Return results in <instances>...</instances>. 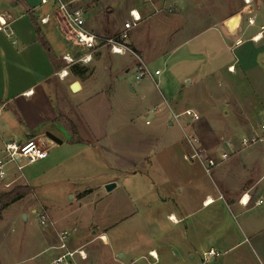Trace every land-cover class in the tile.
Segmentation results:
<instances>
[{
  "label": "rangeland",
  "instance_id": "1",
  "mask_svg": "<svg viewBox=\"0 0 264 264\" xmlns=\"http://www.w3.org/2000/svg\"><path fill=\"white\" fill-rule=\"evenodd\" d=\"M83 5L87 30L103 40L113 38L122 31L131 9L141 11L143 21L130 34L129 47L136 58L139 50L147 51L150 59L162 55L151 62L149 68L152 74L155 68L163 72L158 87L149 77L144 80L149 82V89L155 88L173 106L176 105V112L192 109L198 111L202 124L209 123L212 130H194L201 137L207 153L221 150V138L235 142L242 139L243 130L239 127L227 129L223 112L229 111L232 105H238L243 110V103L256 112L264 107V65H257L258 57L250 52L248 54L249 44L232 52H223L217 45L215 56L211 55V50H203L201 55L193 56L184 48L169 61H166L164 53L181 41L178 34L181 28L186 31L181 36L187 37L217 21L234 16L242 19V12L244 24H250V19H254L255 23L258 17V24L264 27V0H250L249 4L244 0H84ZM52 6V3L45 5L38 13H51ZM260 31L263 32L262 29ZM216 34L213 30L196 39L192 46L202 44L208 37H216ZM50 37L58 40L65 48L63 51H67L59 33L55 31ZM107 53L115 56L110 47L100 45L93 59ZM123 60L130 58L123 57ZM201 60L213 61L216 68V73L210 79L215 82L212 94L193 82L195 74L206 75L208 72L205 66L200 68L198 61ZM235 60L239 64L237 72L230 74L227 64ZM92 62L87 66L80 65V68H87L79 76L85 82L96 79ZM166 67H169V71ZM69 75H73L71 71ZM176 78L182 82L181 86L177 85ZM124 79L127 90L133 92L134 69ZM165 80L176 86L169 94L163 84ZM137 93L140 94L139 91ZM221 97L232 105L220 103ZM144 109L150 110L143 116H137L136 134L132 136L134 140L131 143L136 148L133 155L138 157L137 153L147 150L148 155L153 156L152 160L159 162V158H166L175 150H170L171 146L175 147V142L183 152L180 156H187L189 149L183 141L182 130L177 127L166 130V123L162 126L157 124L151 106L147 104ZM134 115L135 112L132 113ZM146 120L152 124L146 125ZM181 120L186 133H189L191 128L188 123L191 119L184 116ZM227 122L231 124L229 119ZM70 127L77 128L73 122ZM72 132H76L78 137L75 139H79V130ZM152 132L156 135H151ZM43 139L48 142L46 136ZM77 145L54 146L47 160L25 166L8 188L5 183L9 177L4 182L0 180V194L17 189L25 194L23 199L0 211V264L51 263L57 255V250L51 247L56 244L57 233L62 230L71 232L72 245H84L90 256L86 264H261L253 247L254 240H251L252 244L240 241L245 239L241 229L243 220L259 214L262 209L243 215L229 201L228 205L219 201L208 208L195 210L186 221L173 225L166 219L168 212L164 209L166 203H163L165 191L148 163L120 167L124 171L118 174L105 161L111 163V154L101 157L97 149L81 151ZM9 170L15 173L12 165L7 167V174ZM114 176L118 177L119 186L107 192L104 182ZM27 178L30 179L29 183L24 180ZM210 179L216 182L214 174ZM43 213L49 218L46 225L41 223ZM102 232L106 233L109 244L99 238ZM220 237L224 238L223 242H220ZM209 248L218 251L217 258L204 256L203 253L208 252ZM150 250H155L157 262Z\"/></svg>",
  "mask_w": 264,
  "mask_h": 264
},
{
  "label": "crops",
  "instance_id": "2",
  "mask_svg": "<svg viewBox=\"0 0 264 264\" xmlns=\"http://www.w3.org/2000/svg\"><path fill=\"white\" fill-rule=\"evenodd\" d=\"M43 6L45 5L41 4V0H0V16L11 22L14 39L17 42L14 44L12 39L0 33V158L5 143L22 144L31 138H36L49 148L48 157L37 163L47 160L54 146L61 148L67 144L77 145V143L78 150L81 151L93 148L101 153V157L111 154L113 157L111 163L105 161L115 168L118 174L124 171L120 167L143 166L144 163H148L150 169H153L152 171L160 180L159 183L166 194V199L163 201L166 203L164 209L168 212L166 219L172 216L178 222L172 223L168 220L173 225L186 221L196 212L195 210L208 208L219 201H223L227 205L229 201L243 215L262 209L259 214H255V216L251 214V218L243 220L241 229L245 239H242L240 243L247 241L252 244L251 240L253 239V247L260 263L264 264V145L241 149L239 142L230 139L233 142V148L229 150V152L232 151L230 159L213 171L212 175L214 174L216 180L214 182L210 179L212 176L205 172L202 165L190 158L191 149L186 140L187 135H197L194 130H212L209 123L202 124L200 119L198 121L191 119L188 123L191 130L186 133L185 124L181 120V117L184 116H180L178 119L174 118L175 115L182 112H176L177 106H173L171 101H167L160 91H156L155 88L149 89L150 84L145 82V78L141 81L134 79L133 92L126 88L124 76L129 74L132 69L136 75L143 65L151 72L149 65L162 55L150 59L148 58L149 53L145 50H139L137 58L134 53H127L123 56L107 53L108 55L104 56L103 54L100 58L96 56L92 60L96 74V79L93 81L85 82L76 75L60 79L57 73L65 66L62 56L70 52L71 48L58 31L54 18L47 24L40 22L42 18L51 14L41 15L38 13V10ZM241 14L242 19L235 29H231L227 25V21L231 17L214 22L202 31H196L187 37L181 36L186 33L185 29L181 28L178 32L181 41L173 45L169 49L170 51L164 53L166 61H169L173 55L178 54L184 48L193 56L201 55L200 52L203 50H211L209 52L215 56L218 52L217 45L223 52H232L243 49L249 44L248 54L250 52L258 57L257 65L258 63L264 65V36L258 42L251 40V37L261 32L263 25L258 24V17L255 18L253 25L247 22L244 24L243 12ZM213 30L217 33L216 37L210 36L212 38L208 37L202 44L192 46L196 39L213 32ZM55 31L64 41L67 47L66 52L63 51L65 48H62L58 40L50 37ZM261 33L264 35V31ZM117 56L122 59H118ZM123 57H129L130 60L125 61ZM237 62L238 60H235L233 63L227 64V69L231 66L234 68V71L228 70L230 74L237 72L239 65ZM198 64L200 68L205 66L208 72L206 75L195 74L193 82L202 85L205 92L208 91L212 94L215 91V82L213 83L210 79L216 73V68L213 67L214 62L201 60L198 61ZM166 68L169 71V67ZM200 68L198 70H201ZM156 71H160V74L153 73L149 79L158 87L163 72L158 68H155L154 72ZM176 80L177 85L181 86L180 79L176 78ZM165 81L163 84L169 94L176 86ZM75 84L79 85L78 91L72 89ZM220 103L232 105L224 97H221ZM147 104L151 106V111L155 112L159 126L166 123L165 129L168 131L174 127L182 130L183 141L189 149L187 156L185 154L180 156L183 152L180 145L175 142L173 144L175 147H172L171 144L168 146H171L170 150L173 148L175 150L166 158H159V162L152 160L153 156L148 155L147 150L137 153L138 157L133 155L136 148L131 143L134 140L132 136L136 134L137 116L139 114L143 116L149 112L150 109L148 111L144 109ZM133 112H135L134 116H132ZM195 112L198 114V111ZM223 113L226 115H223V118L226 119L227 129L239 127L240 130H243V136L252 134L262 121L261 110L256 112L254 108L249 109L244 103L243 110L238 105H232L229 111L226 110ZM73 117L75 118L73 119ZM227 119L230 120V125H228ZM72 122L76 124L77 128L70 127ZM145 123L146 125L152 124L149 120H146ZM72 130H79V139H75L78 135ZM150 134L156 135L155 132ZM43 136H46L48 142L43 139ZM220 148L228 150L224 143ZM197 166L201 167L200 172ZM12 167L15 173L11 170L8 171V183H14L18 174L16 168L13 165ZM24 180L27 183L30 182L29 178ZM207 181L209 182L207 183ZM112 182H115L117 187L119 186L120 181L116 176L110 180L107 179L104 184ZM242 197H244V201L250 199L248 205L243 206L239 203ZM209 200H212L211 204L204 205V202ZM261 200L262 204H258ZM101 234L106 237L107 243L105 244H109L106 233L102 232ZM223 241L224 238L220 237V242ZM70 246L77 248L84 245L70 243ZM215 251L217 255L209 257L210 259L217 258L218 251ZM151 252H155V250H150L149 253L151 254ZM206 253H203L204 256H207ZM154 259L155 262L158 261V257ZM205 260L206 258H204V262H206Z\"/></svg>",
  "mask_w": 264,
  "mask_h": 264
},
{
  "label": "built area",
  "instance_id": "3",
  "mask_svg": "<svg viewBox=\"0 0 264 264\" xmlns=\"http://www.w3.org/2000/svg\"><path fill=\"white\" fill-rule=\"evenodd\" d=\"M84 0H41L42 5L53 4L51 14L42 18L40 22L47 24L52 18L56 21L58 31L63 35L65 41L71 48V51L62 56V60L65 63L64 68L57 73L60 79H65L70 74V69L74 65H88L93 60V54L100 45H106L110 47L112 54L123 56L127 53H132L129 47V39L131 32L137 28L143 21L142 13L139 9L133 8L129 12V20H127L122 28V31L115 37L103 40L92 32L87 30L86 12L83 5ZM247 4L248 0H244ZM250 24H254V19L249 20ZM261 29L264 31V27ZM0 33L5 34L8 38L13 40L14 33L11 22L3 16H0ZM261 33V32H260ZM254 38V37H253ZM234 69L229 67V71ZM155 75H159L160 71L154 72ZM153 74L148 70L146 66H142L135 75L137 81H141L146 77H150ZM262 121L257 129L252 134L245 135L240 139L239 145L241 149L251 148L256 145H264V108L261 110ZM180 116H186L193 121H198L200 116L192 109H187L181 114L175 115V119ZM187 143L191 149L190 158L193 161L199 162L204 168L205 172L212 176L213 171L222 163L230 159L231 148H233V142L224 138L221 141L227 146V149H221L219 152L209 154L204 149L202 141L197 135H187ZM217 154V156H215ZM49 155L48 146L36 138H31L25 143L18 144L16 142H7L4 145L2 151V157L0 158V180L4 182L7 177V167L13 165L16 171L21 174L25 166L37 163L44 160ZM12 183H5V187L8 188ZM244 197L241 198L239 203L243 206L248 205L249 198L244 201ZM209 202L205 201L204 205H208ZM258 204H262V200ZM169 221L175 222L172 217L168 218ZM49 222V218L44 213L41 216L42 225H46ZM102 241H105L103 236L99 237ZM71 232L68 230H62L57 234V244L52 248L57 250L56 257L49 264H86L89 261V254L86 249L81 246L73 248L70 246ZM206 255L208 257H214L217 255L214 249H210ZM153 258H157L152 256Z\"/></svg>",
  "mask_w": 264,
  "mask_h": 264
},
{
  "label": "trees",
  "instance_id": "4",
  "mask_svg": "<svg viewBox=\"0 0 264 264\" xmlns=\"http://www.w3.org/2000/svg\"><path fill=\"white\" fill-rule=\"evenodd\" d=\"M70 71L73 75H77L79 77L82 74H84L85 71H87V68L86 67L80 68V65H74L71 67ZM24 195L25 194L20 192L18 189L11 191V192L1 193L0 194V211L3 212L16 201L23 199Z\"/></svg>",
  "mask_w": 264,
  "mask_h": 264
},
{
  "label": "bare ground",
  "instance_id": "5",
  "mask_svg": "<svg viewBox=\"0 0 264 264\" xmlns=\"http://www.w3.org/2000/svg\"><path fill=\"white\" fill-rule=\"evenodd\" d=\"M250 2V0H248V3ZM239 22H240V17H237L234 21H232V23H227V25H228V27H230L231 29H235V28H237L238 27V25H239ZM263 36L264 35H262V33H260V34H258L257 35V37L255 38L254 37V39H253V41H256V42H258L259 40H261L262 38H263ZM234 69H231V71H233ZM77 89H79V88H77ZM211 199V198H210ZM209 202V204H211V202H212V200H209L208 201ZM172 219L174 220V221H176V219L174 218V217H172ZM105 238V240H106V237H104ZM151 256H157L156 255V252H151Z\"/></svg>",
  "mask_w": 264,
  "mask_h": 264
},
{
  "label": "water",
  "instance_id": "6",
  "mask_svg": "<svg viewBox=\"0 0 264 264\" xmlns=\"http://www.w3.org/2000/svg\"><path fill=\"white\" fill-rule=\"evenodd\" d=\"M237 17H239V16H234V17H232L231 19H229V20L227 21V23H232V21H234ZM77 88H79V85H78V84H75V85L72 87V89H73L74 91H78L79 89H77ZM52 139L55 140V138H52ZM115 187H116V184H115V183H109V184H107V185L105 186V189H106L107 192H110V191H112ZM24 218L26 219V216H24Z\"/></svg>",
  "mask_w": 264,
  "mask_h": 264
}]
</instances>
